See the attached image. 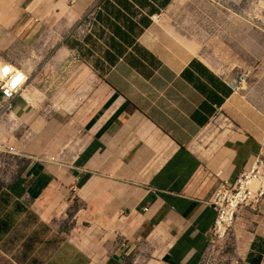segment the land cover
<instances>
[{"label":"crops","instance_id":"crops-1","mask_svg":"<svg viewBox=\"0 0 264 264\" xmlns=\"http://www.w3.org/2000/svg\"><path fill=\"white\" fill-rule=\"evenodd\" d=\"M227 1L0 0V51L25 52L0 78L44 86L42 113L29 87L10 103L8 190L61 237L43 264H200L220 182L264 158V43Z\"/></svg>","mask_w":264,"mask_h":264},{"label":"rangeland","instance_id":"rangeland-1","mask_svg":"<svg viewBox=\"0 0 264 264\" xmlns=\"http://www.w3.org/2000/svg\"><path fill=\"white\" fill-rule=\"evenodd\" d=\"M226 7L229 13L243 15L245 45L257 32L264 43V0H228ZM12 49L10 44L0 51V68L2 64L6 65V62H13L25 55V52L17 51L18 48H14L15 52ZM28 87L37 94L39 110L42 113L44 86H31L28 81L25 89ZM27 131L26 116L15 118L11 105L3 102L0 96V183L4 187L2 194L9 195L11 184L28 166V160L19 155L20 151L18 152L17 148V145L25 142ZM0 197L2 198L0 211L8 215L5 222L8 227L3 232V234L6 232V235L2 234L0 237V264H43L51 256L61 237L54 236L49 229L37 223L27 209L28 201L16 203L12 197V199L4 195ZM7 201L9 203L5 205ZM262 222L264 203L260 208L239 209L224 241L217 242L211 235V242L203 253L200 264H245L247 245ZM71 255H73L71 249L65 248L60 255L63 258L60 263L64 264Z\"/></svg>","mask_w":264,"mask_h":264},{"label":"built area","instance_id":"built-area-1","mask_svg":"<svg viewBox=\"0 0 264 264\" xmlns=\"http://www.w3.org/2000/svg\"><path fill=\"white\" fill-rule=\"evenodd\" d=\"M28 79L27 74L19 69L8 71L3 78H0V96L3 102L10 104L25 88ZM240 83L241 80H235L234 85L237 86ZM263 203L264 158L257 155L252 157L233 182L222 181L215 191L209 204L215 212L211 229L212 238L217 242L224 241L239 209L260 208ZM145 211H147L146 208Z\"/></svg>","mask_w":264,"mask_h":264},{"label":"trees","instance_id":"trees-1","mask_svg":"<svg viewBox=\"0 0 264 264\" xmlns=\"http://www.w3.org/2000/svg\"><path fill=\"white\" fill-rule=\"evenodd\" d=\"M3 185L0 183V195H3L7 198H11V196H9L8 194H2V189H3ZM8 190V189H7ZM12 199V198H11ZM2 201V198L0 197V203ZM16 203H19L18 201H15ZM9 202L7 201V203L5 205H7ZM5 216L4 218H2L1 216ZM8 218V215L6 214V212H1L0 211V237L2 236L3 232L5 230H7V224H5L6 220ZM6 235V232L3 234ZM263 254H264V240L257 238L255 239V241L251 244V248H250V252L247 255L246 258V264H261L262 258H263Z\"/></svg>","mask_w":264,"mask_h":264}]
</instances>
